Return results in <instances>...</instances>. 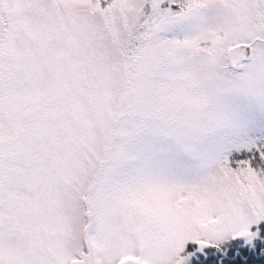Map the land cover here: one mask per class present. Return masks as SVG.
<instances>
[{
  "label": "snow or ice",
  "instance_id": "obj_1",
  "mask_svg": "<svg viewBox=\"0 0 264 264\" xmlns=\"http://www.w3.org/2000/svg\"><path fill=\"white\" fill-rule=\"evenodd\" d=\"M0 264H264V0H0Z\"/></svg>",
  "mask_w": 264,
  "mask_h": 264
}]
</instances>
